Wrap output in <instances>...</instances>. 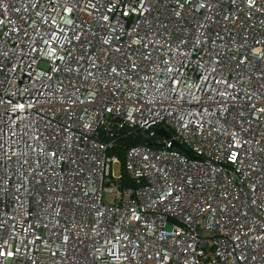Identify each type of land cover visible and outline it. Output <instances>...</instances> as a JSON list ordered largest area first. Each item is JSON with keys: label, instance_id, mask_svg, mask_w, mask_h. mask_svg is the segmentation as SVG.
Here are the masks:
<instances>
[{"label": "built area", "instance_id": "1", "mask_svg": "<svg viewBox=\"0 0 264 264\" xmlns=\"http://www.w3.org/2000/svg\"><path fill=\"white\" fill-rule=\"evenodd\" d=\"M0 264H264V0H0Z\"/></svg>", "mask_w": 264, "mask_h": 264}, {"label": "trees", "instance_id": "2", "mask_svg": "<svg viewBox=\"0 0 264 264\" xmlns=\"http://www.w3.org/2000/svg\"><path fill=\"white\" fill-rule=\"evenodd\" d=\"M145 141L146 139H144L142 135L132 134L123 139H119L117 141V145L110 152L116 154L119 157L121 164L123 165L125 148L128 146L144 143ZM122 175H123V183H124L123 185H130L131 182H129L127 176L123 171H122Z\"/></svg>", "mask_w": 264, "mask_h": 264}, {"label": "water", "instance_id": "3", "mask_svg": "<svg viewBox=\"0 0 264 264\" xmlns=\"http://www.w3.org/2000/svg\"><path fill=\"white\" fill-rule=\"evenodd\" d=\"M157 132H158L160 135L165 136L166 138L168 137V134L165 133V132L162 131V130H157Z\"/></svg>", "mask_w": 264, "mask_h": 264}]
</instances>
